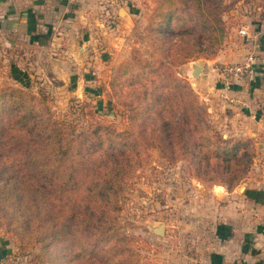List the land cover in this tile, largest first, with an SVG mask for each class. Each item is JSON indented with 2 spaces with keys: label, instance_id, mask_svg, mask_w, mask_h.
Listing matches in <instances>:
<instances>
[{
  "label": "rangeland",
  "instance_id": "rangeland-1",
  "mask_svg": "<svg viewBox=\"0 0 264 264\" xmlns=\"http://www.w3.org/2000/svg\"><path fill=\"white\" fill-rule=\"evenodd\" d=\"M168 4L152 0L133 26L122 29L123 23L118 19L120 6L108 3L101 29L94 33L95 43L89 44L94 56L74 76H51L43 70L48 61L42 64L43 56L36 51L27 45L0 41V123L3 125L7 118L16 121L13 113L24 105L22 112L31 109L38 119L58 122L90 143L86 133L93 123L128 130L134 95H143L148 90L155 93L156 85L162 83L160 73L173 72L189 82L200 105L207 110L212 134L245 139L241 151L243 179L237 187L260 180L264 174V148L259 143L264 140L249 129L236 108L237 97L232 96L234 83L228 87L220 70L226 63L245 58L248 49L240 30L263 19L264 0H209L206 5L213 10L208 13L211 26L198 27L200 39L196 43H190L189 36L181 33L182 29L186 31L187 23H197L192 21L191 11L175 13L173 26L168 30V34L174 35L172 39L156 28ZM200 62H203L201 73L194 76L193 67ZM161 64L167 68L162 70ZM248 78L249 75L245 77ZM218 83L224 86L219 87ZM9 88L24 91L25 95L7 115L12 103L3 97ZM171 93L176 94L175 89L166 91V95ZM12 96L14 100L20 97L17 93L8 97ZM141 101L146 103L147 99ZM185 107L180 97L169 109L175 115L171 116L181 121ZM259 107L264 109L263 105ZM239 131H246L247 138L241 137ZM6 139L0 134V153L5 154L0 160V187L11 183L14 170L9 156L15 149L3 146ZM147 152V162L124 181L118 205L120 233L131 243L138 264H199L207 259L213 244L217 197L227 195V190L233 188L217 179L215 164L207 171L194 161H171L158 147H150ZM12 207L7 202L0 206V264H99L91 257L106 255L109 240L92 238L85 227L80 230L79 221L73 230L67 225L38 240L39 230L29 233L15 228L19 221ZM70 231L74 234L71 251L64 248L62 240L52 239ZM119 257L125 259L124 254Z\"/></svg>",
  "mask_w": 264,
  "mask_h": 264
},
{
  "label": "trees",
  "instance_id": "trees-1",
  "mask_svg": "<svg viewBox=\"0 0 264 264\" xmlns=\"http://www.w3.org/2000/svg\"><path fill=\"white\" fill-rule=\"evenodd\" d=\"M208 1L163 0V4L169 3L168 9L156 28H160L164 37L172 39L174 35L168 34V30L173 26L175 13L191 11V19L197 23H187L181 15L187 23L186 31L182 29L181 33L189 36L190 43H196L200 39L198 27L210 29L211 26L208 13L213 10L206 5ZM161 68L164 70L167 66L161 64ZM159 76L162 83L156 85L155 93L148 90L143 95H134L128 130L93 123L86 133L90 143L58 122L38 119L31 114V109L22 112L24 105L13 113L16 121L7 118L3 125L0 123V134L7 137L3 146L15 149L9 156L14 169L12 180L0 187V206L4 202L13 204L14 217L19 221L12 223L15 228L29 233L39 230L36 236L40 240L44 234L57 232L67 225L73 230L79 221L80 230L85 227L92 238L109 240L106 255L91 257L92 260L99 264H138L131 243L120 233L118 205L125 179L147 162L150 147H158L171 161H194L207 171L215 164L217 179L228 183L229 188L242 183L241 151L245 139H227L218 132L212 134L207 110L200 105L189 82L173 72ZM170 89H175L177 96L166 95ZM5 92L3 99L12 103L8 115L25 94L11 88ZM16 93L20 95L18 99L8 97ZM180 97L186 104L181 121L175 120L169 111ZM142 98L147 102H142ZM4 155L0 153V160ZM5 210L10 211V207ZM71 231L54 235L52 239L62 240L64 248L71 251L74 242ZM123 254L122 260L119 256ZM82 257L86 255L83 253Z\"/></svg>",
  "mask_w": 264,
  "mask_h": 264
},
{
  "label": "crops",
  "instance_id": "crops-1",
  "mask_svg": "<svg viewBox=\"0 0 264 264\" xmlns=\"http://www.w3.org/2000/svg\"><path fill=\"white\" fill-rule=\"evenodd\" d=\"M107 1L0 0V41L36 51L43 56L42 64L48 61L43 70L51 76H74L94 56L89 44L95 43L94 33L101 29ZM149 2L152 0H122L120 27L133 26ZM243 28L249 33L242 36L248 49L244 57L255 53L256 63L248 79L233 82L232 96L237 97L236 108L249 129L264 140V109L259 107L264 106V17ZM239 132L247 138L246 131ZM261 145L263 149L264 142ZM226 194L215 202L213 244L207 259L199 264H264V174L260 180H250Z\"/></svg>",
  "mask_w": 264,
  "mask_h": 264
},
{
  "label": "built area",
  "instance_id": "built-area-1",
  "mask_svg": "<svg viewBox=\"0 0 264 264\" xmlns=\"http://www.w3.org/2000/svg\"><path fill=\"white\" fill-rule=\"evenodd\" d=\"M108 3L112 6H120L122 4V0H108ZM242 36H249L248 30L246 28H242L240 30ZM256 63V55L255 53H249L246 57L239 62L234 63H226L220 70L223 75V80L225 83L230 85L231 82H239L242 81L247 75L252 74L254 70V65ZM232 102L235 101L234 98L230 99Z\"/></svg>",
  "mask_w": 264,
  "mask_h": 264
},
{
  "label": "water",
  "instance_id": "water-1",
  "mask_svg": "<svg viewBox=\"0 0 264 264\" xmlns=\"http://www.w3.org/2000/svg\"><path fill=\"white\" fill-rule=\"evenodd\" d=\"M202 66H203V62H200L199 64L194 65V69H193V75L194 76H198L199 73H201L202 70ZM159 232L161 231V229L158 230Z\"/></svg>",
  "mask_w": 264,
  "mask_h": 264
}]
</instances>
